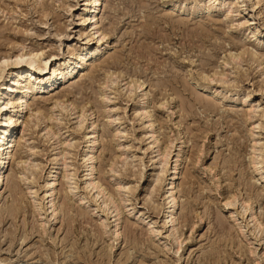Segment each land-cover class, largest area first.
<instances>
[{"label": "rangeland", "instance_id": "374dc122", "mask_svg": "<svg viewBox=\"0 0 264 264\" xmlns=\"http://www.w3.org/2000/svg\"><path fill=\"white\" fill-rule=\"evenodd\" d=\"M248 1L102 0L96 19L108 38L92 65L29 95L19 113L24 130L0 192V264H264V0H250L256 9ZM82 4L0 0V60L27 49L51 57L50 73L65 69L89 46ZM14 66L0 82L9 96L14 78L39 75ZM95 130L93 145L86 134ZM54 158L58 193L45 198ZM11 175L24 195L14 217L5 212L16 194ZM93 182L116 196L118 210L94 197Z\"/></svg>", "mask_w": 264, "mask_h": 264}, {"label": "bare ground", "instance_id": "6f19581e", "mask_svg": "<svg viewBox=\"0 0 264 264\" xmlns=\"http://www.w3.org/2000/svg\"><path fill=\"white\" fill-rule=\"evenodd\" d=\"M17 1V0H16ZM255 1V0H254ZM250 2V0L248 1L251 4V8L256 9V4L257 2ZM245 2V1H244ZM243 2V3H244ZM247 3V1H246ZM245 3V4H246ZM249 4V5H250ZM101 5H102V0H83V4H82V9L80 10V12L82 13V23L87 25L89 28H87V30L89 31L87 36H86V41L88 43L89 46L84 47L82 49H80L79 51H76L74 53H72V57H71V61L68 63V65H66L65 69H61L60 66H56L53 67L50 73V59L51 57L49 56H43L41 58V53H35L31 50L27 51L26 50H22L20 51L18 54H16L14 56L13 59L10 60L9 57H3L0 60V82L2 81V79L7 76L6 74V70L7 67L10 65H15V66H19L22 67V69H20L18 72L21 74L22 72L25 73H29L30 79L31 76L34 75L35 72H37L39 75L36 74V76L38 77H34L31 80H28L24 83H20L19 80H14L12 81V84L10 83L9 85V89L16 92L15 96H9V94L0 91V192L1 189L3 188L4 185V180L7 183V179L8 176L6 173L8 166L12 165V163H14L16 161L15 158V153H16V148L18 147V143L20 141V139L22 138V132H23V128H22V123L24 121H20L19 119V113L20 111H22L24 108L27 107V101L26 98L29 97V95L31 94H40V93H45L47 91H53L55 89H58L59 87V83H63L65 81L66 78L71 77L73 75L76 74H80V73H84L86 71V69L88 70L89 67L92 65V63L94 62L95 58L97 57V55L100 53L103 45L106 42V39L108 38L107 36V32L105 31H100V26L98 27V19H96L97 14H99L100 10H101ZM246 6V5H245ZM250 8V9H251ZM91 15V17H89L88 15ZM47 15V14H46ZM258 29L255 30V32H253V36L256 34V31ZM81 34V33H80ZM109 34V33H108ZM82 35V34H81ZM95 43H97V45L95 46ZM95 46V47H94ZM248 52L243 51L241 54L239 55H235L237 53H235L234 55H229V61L230 60H239L240 56L243 55H247ZM231 54V53H230ZM53 57V55H51ZM249 58H251V60H254V58L258 59L260 58V55H258V53H256V51L250 50L249 52ZM261 60V59H260ZM263 61V60H262ZM264 62V61H263ZM262 62V63H263ZM50 63V64H49ZM224 64V63H223ZM227 65V63L225 64ZM14 66V67H15ZM13 67V66H12ZM52 67V66H51ZM18 68V67H17ZM13 70V69H12ZM8 71V70H7ZM10 71V70H9ZM25 71V72H24ZM15 72V71H14ZM17 73V72H16ZM19 73H17L16 75H19ZM22 73V74H23ZM49 74L46 77H41V74ZM217 75V74H216ZM215 75V76H216ZM246 75V74H245ZM10 76V75H8ZM26 76V77H29ZM204 76V75H203ZM214 76V75H213ZM222 76V75H221ZM24 77V76H23ZM209 77V76H208ZM20 78V77H19ZM18 78V79H19ZM224 78V76H223ZM210 79V78H209ZM218 79V78H217ZM220 79V78H219ZM5 80V79H4ZM211 80V79H210ZM214 80V79H213ZM225 80V79H224ZM8 81V80H7ZM9 81H10V77H9ZM138 81V80H137ZM136 81V82H137ZM222 81V80H221ZM225 82V81H224ZM204 83V82H203ZM5 84V83H4ZM14 85V88L12 87ZM58 85V86H57ZM137 87H142L143 83L142 82H138V84L136 83ZM63 86V85H62ZM203 87H205L204 85H202ZM2 87V86H1ZM2 89V88H1ZM60 89V88H59ZM9 93V92H8ZM12 94V93H11ZM33 96V95H32ZM201 100L205 101L207 103V107H209L212 111L215 110L216 107V103H210V99L209 98H201ZM60 102V101H59ZM217 110V109H216ZM11 112H15V117ZM38 112V110L36 111ZM145 112V111H144ZM92 116V115H91ZM227 116V115H226ZM251 118V117H250ZM25 124V123H24ZM21 126V127H20ZM25 126V125H24ZM27 126V125H26ZM51 130V129H50ZM53 132V131H52ZM53 134V133H52ZM239 134V133H238ZM180 136V135H179ZM240 136V135H239ZM86 137L90 140H92V144L95 145L96 144V139L99 137L98 133L95 131H90L86 134ZM152 138H153V144L155 145L154 147H158L161 141L160 138H158V136H156L154 133L152 134ZM98 141V139H97ZM64 142V141H63ZM165 146L163 145V151L161 148V151L159 152L160 157L167 156L168 154V150H169V146L167 145V139L164 140ZM259 143V142H258ZM170 144V143H169ZM172 144V143H171ZM162 145V144H161ZM258 145V144H257ZM161 147V146H160ZM183 147V145L181 146V148ZM256 147V146H255ZM258 147V146H257ZM263 147V146H262ZM94 148V146H93ZM180 148V149H181ZM64 149V148H63ZM159 149V148H158ZM179 149V148H178ZM183 149V148H182ZM181 149V150H182ZM255 149V148H253ZM259 149V148H258ZM263 149V148H262ZM181 150H178L177 152V158L179 156V152ZM183 151V150H182ZM63 152V151H62ZM158 152V150H157ZM65 153L67 152H63V156L60 157L62 158L60 163H62L63 165L66 164V162L64 161L65 159ZM158 154V155H159ZM157 155V154H156ZM19 157V156H18ZM22 157V156H21ZM120 157V156H119ZM163 158V157H162ZM252 158V157H251ZM56 160V158H54L52 161ZM151 161V160H150ZM26 160H20L18 158L17 163H22V164H26ZM93 162V160H92ZM252 162V160H251ZM254 162V161H253ZM55 164H57L55 161L52 163V166L49 169V177L51 176L50 179V183L47 182L46 184L48 186H51L48 190H46V192L44 193L45 198L48 197H53L54 195H57L56 193H58V191L56 192L55 189V185H56V176L53 175L56 171V167ZM21 165V164H19ZM231 165V164H230ZM58 166L60 167L61 165L58 164ZM57 166V167H58ZM112 166V165H111ZM233 166V165H232ZM253 167V166H252ZM176 169V167H175ZM256 169V168H255ZM254 169V170H255ZM58 170V169H57ZM92 173L94 172V167L91 168ZM175 172V171H174ZM259 172V171H258ZM98 173V172H97ZM127 173V172H126ZM33 174V173H31ZM10 175V173H9ZM47 175V174H46ZM59 175V174H58ZM71 175V174H70ZM69 175V176H70ZM20 177V176H19ZM48 177V176H47ZM175 173L172 175V177L169 179L168 183L170 186L167 188V190H169L168 192H170L169 196L170 197V208H172L171 211L174 210L175 206H176V198H175V193H173V190L176 189V183H175ZM63 179H69L68 178V174L64 173L62 175ZM9 181L11 183L12 187V192H15V198L13 199V202L9 205L6 206L5 208V212H7V214L11 217L17 216L16 214L18 213L19 210L22 209V202L24 201L23 197L24 195H19V191H18V187H17V182H15V179L12 177V175L9 177ZM8 181V182H9ZM155 181V180H154ZM157 181V180H156ZM67 183V181H65ZM45 184V185H46ZM58 185V182H57ZM47 186V187H48ZM89 186H92L93 189H96V195L94 196L96 199H98L99 195H101L102 197L107 196L106 200H109L110 203H112L113 208L116 210L119 209V203H117L116 200V196L114 198V195H112V193H110L109 191H106L108 189H106L105 187H103L102 183L99 182H93L90 183ZM105 186V185H104ZM71 187L69 186L68 189H70ZM116 190V189H115ZM114 191V190H113ZM19 193V194H18ZM119 192L118 190H116V194ZM18 194V195H17ZM231 196V195H230ZM101 197V198H102ZM229 198V196H228ZM227 198V199H228ZM27 199V198H26ZM53 199L49 200V204H51L50 208V219L51 220H55L56 219V215H57V211H60L57 209V207L55 206ZM115 199V200H114ZM232 199H235L234 197ZM68 200V198H67ZM120 200V199H118ZM234 201V200H233ZM83 202V200H82ZM231 200H227L226 201V206L230 203ZM245 202L248 204L249 200H245ZM244 202V203H245ZM24 203V202H23ZM225 203V202H224ZM69 204V203H68ZM86 204V203H85ZM108 204V203H106ZM105 204V205H106ZM121 204V203H120ZM25 205V204H24ZM249 208L252 209V205L248 204ZM31 207V206H30ZM33 207V206H32ZM31 207V208H32ZM153 207V206H152ZM4 208V207H3ZM65 208V207H64ZM67 208L69 209V207L67 206ZM36 209V208H35ZM34 209V210H35ZM155 209V208H154ZM32 210V211H34ZM23 212V210H21ZM20 211V212H21ZM70 211V210H69ZM68 211V212H69ZM120 212H117V217L115 218V229L114 232L112 233L114 235V238L117 239L119 238L121 234V232L119 231V222L118 220L120 219ZM72 214V213H71ZM84 213L79 212L77 215H73L70 219L71 222L75 220V218L79 215H83ZM3 215V213H2ZM64 216V215H63ZM172 216V213H170V217ZM172 218V217H171ZM253 219H255L254 221L257 223L258 227L261 226L262 224L261 222H259L258 218L254 217ZM3 220V218H2ZM185 220V219H184ZM1 221V220H0ZM25 224V223H24ZM127 226V232H131V225L132 222L131 221H127L125 223ZM104 225L102 223H99V227L100 228H104ZM130 226V227H129ZM13 230V229H12ZM102 232V231H101ZM15 234V233H14ZM226 234V233H225ZM11 235V234H10ZM112 235V236H113ZM6 236V235H5ZM9 236V235H8ZM77 238V237H76ZM25 240V239H24ZM219 241H221V239H218ZM223 240V239H222ZM180 241V240H179ZM133 242L137 243L138 242V238L136 236L133 237ZM181 243V242H180ZM218 243V242H217ZM179 244V243H178ZM218 245V244H217ZM215 244V246H217ZM180 246V245H179ZM214 247V246H213ZM218 248V246H217ZM220 249V248H219ZM216 250V249H215ZM221 251V250H220ZM213 252V251H212ZM219 252V251H218ZM224 252V251H223ZM209 254V253H208ZM210 255V254H209ZM217 257V256H216ZM218 259V257H217Z\"/></svg>", "mask_w": 264, "mask_h": 264}]
</instances>
